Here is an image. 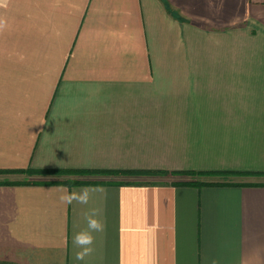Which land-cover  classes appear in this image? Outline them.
<instances>
[{"label": "crops", "instance_id": "1", "mask_svg": "<svg viewBox=\"0 0 264 264\" xmlns=\"http://www.w3.org/2000/svg\"><path fill=\"white\" fill-rule=\"evenodd\" d=\"M0 19V264H264V0H7Z\"/></svg>", "mask_w": 264, "mask_h": 264}, {"label": "clouds", "instance_id": "2", "mask_svg": "<svg viewBox=\"0 0 264 264\" xmlns=\"http://www.w3.org/2000/svg\"><path fill=\"white\" fill-rule=\"evenodd\" d=\"M6 3L7 0H0V7H5ZM5 27L6 21L0 19V31H3ZM61 191L62 194L60 195L59 199L65 205H71L74 202L87 205L92 193L101 190L82 188L80 190L69 191V189L65 187ZM97 216L98 212L95 209H93L90 214H87V230L80 231L73 237V244L79 249V251L75 253V259L78 261H83L86 256L93 252L94 236L92 233L102 232L104 230V225L101 220L96 218Z\"/></svg>", "mask_w": 264, "mask_h": 264}, {"label": "trees", "instance_id": "3", "mask_svg": "<svg viewBox=\"0 0 264 264\" xmlns=\"http://www.w3.org/2000/svg\"><path fill=\"white\" fill-rule=\"evenodd\" d=\"M33 172V171H32ZM5 174V173H4ZM33 174H35L33 172ZM50 175H64V176H74L77 178H91V177H97V176H115V175H125V176H131L132 174L135 175H154V176H164L165 177H178L181 176V178H185L186 180H179L181 184L183 185H193L197 187H202V186H208V185H213L212 181H207L203 180L204 177H211L215 176L217 174H223V173H211V172H181V173H167V172H154V173H117V172H100V171H63V172H55V173H46ZM229 175V174H227ZM179 178V177H178ZM68 184L70 185H81V184H89L91 183L90 181H85V180H77L74 179L72 181H67Z\"/></svg>", "mask_w": 264, "mask_h": 264}, {"label": "rangeland", "instance_id": "4", "mask_svg": "<svg viewBox=\"0 0 264 264\" xmlns=\"http://www.w3.org/2000/svg\"><path fill=\"white\" fill-rule=\"evenodd\" d=\"M260 176H258V178H262L264 177V174H258ZM151 176L153 175H145V174H141V175H131V176H125V175H122V174H119V175H115V177H119L120 179H123L125 182L127 183H131L133 181H142V179H140L139 177L141 178H147V179H151ZM238 175H235V174H230V175H224V174H217L215 176H211V177H204L203 180H207V181H219V180H229V181H232V180H236V177ZM158 178H161V179H165V181H179V180H186L185 178H181V176H178V177H165L164 176H157ZM240 178V177H237V179ZM246 180V179H244ZM260 180V179H258Z\"/></svg>", "mask_w": 264, "mask_h": 264}]
</instances>
